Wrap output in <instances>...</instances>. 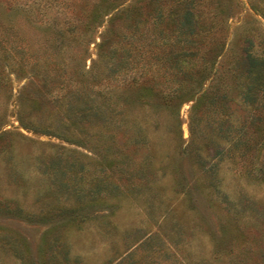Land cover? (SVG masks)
<instances>
[{
	"label": "rangeland",
	"instance_id": "obj_1",
	"mask_svg": "<svg viewBox=\"0 0 264 264\" xmlns=\"http://www.w3.org/2000/svg\"><path fill=\"white\" fill-rule=\"evenodd\" d=\"M32 1L40 11L8 10L0 0V66L8 73L0 81V264H264V178L244 170L237 155L209 156L199 138L210 133L205 123L193 124L191 138V100L175 109L126 104L116 125H88L63 136L51 124L54 115L37 129L21 124L29 109L18 101L26 79L13 71L17 45L37 51L38 63L46 47L68 69L77 58L86 67L93 60L100 71L107 65L94 42L78 53V37L55 51L51 26L71 14H57V5L42 10L50 0ZM147 2L138 4L144 10ZM250 3L264 9L262 0L228 1L224 32L232 50L246 36L256 48L262 37L264 18ZM199 10L195 18H205L204 4ZM146 29L155 34V25ZM102 30L90 37L98 42ZM236 91L229 92V130L245 108ZM261 162L257 153L252 165L243 164L257 172Z\"/></svg>",
	"mask_w": 264,
	"mask_h": 264
},
{
	"label": "trees",
	"instance_id": "obj_2",
	"mask_svg": "<svg viewBox=\"0 0 264 264\" xmlns=\"http://www.w3.org/2000/svg\"><path fill=\"white\" fill-rule=\"evenodd\" d=\"M5 1L8 10L40 11L38 4L33 5L34 1ZM127 1L50 0L41 6L43 10L57 5V14L66 12L65 9L71 14L62 25L51 26L50 46L55 51L64 41L78 37V53L94 42L100 48L98 58L107 65L100 71L94 67L93 60L86 67L77 58L68 69L60 61H52L46 47L41 55L43 61L38 63L37 51L17 45L13 71L17 77L26 79L18 91V101L29 109L26 114H20L21 124L37 129L40 122L54 115L51 124L63 136L71 129L83 131L88 125H116L126 104L175 109L191 100V138L195 135L193 124L205 123L210 133L199 138L205 141L209 156L237 155L244 170L264 178V26L256 48L252 37L246 36L240 48L232 50L227 41L229 35L224 32L230 0H148V8L144 10L138 4L141 0L123 5ZM202 4L207 15L195 18ZM250 8L264 18V9L251 3ZM245 15L261 24L252 13ZM146 23L153 30L155 25V34L144 30ZM101 26L99 41L95 42L90 35ZM2 56L6 58L4 50ZM5 66H0V81L8 75ZM225 77L230 82L226 81V88L221 90L220 81ZM231 89L237 90L235 95L245 107L240 123L233 130H229L227 118L234 100L229 93ZM214 136L226 139L228 146ZM257 153L262 165L253 172L243 162L252 165ZM61 212L74 217L79 213L76 208ZM44 264L49 263L44 261Z\"/></svg>",
	"mask_w": 264,
	"mask_h": 264
}]
</instances>
